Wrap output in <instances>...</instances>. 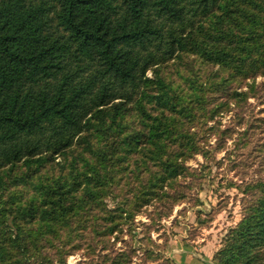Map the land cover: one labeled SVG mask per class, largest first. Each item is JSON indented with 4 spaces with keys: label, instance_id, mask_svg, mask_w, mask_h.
<instances>
[{
    "label": "trees",
    "instance_id": "trees-1",
    "mask_svg": "<svg viewBox=\"0 0 264 264\" xmlns=\"http://www.w3.org/2000/svg\"><path fill=\"white\" fill-rule=\"evenodd\" d=\"M228 18L246 35L225 31ZM52 21L58 33L50 30ZM182 52L233 78L264 76V0H0V170L21 162L40 168L76 144L86 152L70 181L39 177L26 206L12 209L0 199V264H66L75 250L87 255L105 245L121 217L131 214L128 205L140 199L92 215L89 240L95 242L74 243L88 240L82 231L89 214L106 210L102 197L112 177L105 170L123 162L115 145L101 147L104 137L127 125L123 104L138 106L146 132H128L119 146L163 167L136 197L149 196L158 181L183 171L168 151L179 135L176 113L189 110L160 70ZM180 146L186 150L178 156L195 149L190 139ZM256 185L262 193L244 219L243 247L264 239V180ZM232 242L225 252L234 257ZM104 249L98 256L110 264L128 263L122 251L111 257ZM243 256L240 264H264L248 252L234 259Z\"/></svg>",
    "mask_w": 264,
    "mask_h": 264
},
{
    "label": "rangeland",
    "instance_id": "rangeland-1",
    "mask_svg": "<svg viewBox=\"0 0 264 264\" xmlns=\"http://www.w3.org/2000/svg\"><path fill=\"white\" fill-rule=\"evenodd\" d=\"M224 25L225 31L232 27V31L246 35L230 18ZM50 30L60 31L55 21L51 22ZM160 67L177 92L185 96V107L189 110L176 113L179 135L168 151L184 169L176 177L158 181L149 196L136 197L139 190L148 188L149 180L162 175L163 167L138 151L125 150L123 143L119 146L128 132H146L138 106L123 104L126 112L122 122L127 125L116 136H106L105 142H101L102 148L115 145V152L120 153L123 162L105 170L112 177L110 189L102 197L106 210L89 214L87 227L82 231L88 240L74 243L95 242L89 240L92 215L102 217L105 211H113L123 202L140 200L128 205L131 214L121 217L119 229L105 245L99 243L95 252L87 255L83 248L72 250L66 256V264H110V259L98 256L103 246L106 247L103 253L111 257L122 251L127 264H240L245 256L234 258L243 252L255 255V262H261L264 239L251 245L245 243L243 247L248 239L243 222L262 193L256 183L264 180V76L233 78L219 65L206 62L193 52H182ZM146 74L152 76V71ZM223 76L226 80L219 82ZM155 112L152 110L151 114ZM188 139L195 149L178 156L186 150L180 143ZM85 155L83 146L76 144L40 168L36 164L28 168L22 162L6 166L0 170V199L12 209L26 206L37 194L39 177L48 175L53 181L63 175L70 181L71 171L82 166L81 157ZM12 215L9 214L6 223ZM232 240L233 247H237L234 257L225 252Z\"/></svg>",
    "mask_w": 264,
    "mask_h": 264
},
{
    "label": "crops",
    "instance_id": "crops-1",
    "mask_svg": "<svg viewBox=\"0 0 264 264\" xmlns=\"http://www.w3.org/2000/svg\"><path fill=\"white\" fill-rule=\"evenodd\" d=\"M177 264V262H175Z\"/></svg>",
    "mask_w": 264,
    "mask_h": 264
}]
</instances>
